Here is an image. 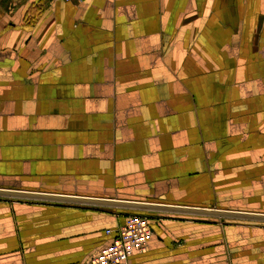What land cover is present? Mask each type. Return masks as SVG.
Returning <instances> with one entry per match:
<instances>
[{
	"label": "crops",
	"instance_id": "obj_1",
	"mask_svg": "<svg viewBox=\"0 0 264 264\" xmlns=\"http://www.w3.org/2000/svg\"><path fill=\"white\" fill-rule=\"evenodd\" d=\"M0 264H264V0H0Z\"/></svg>",
	"mask_w": 264,
	"mask_h": 264
},
{
	"label": "built area",
	"instance_id": "obj_2",
	"mask_svg": "<svg viewBox=\"0 0 264 264\" xmlns=\"http://www.w3.org/2000/svg\"><path fill=\"white\" fill-rule=\"evenodd\" d=\"M105 233L110 235L109 242L90 259L88 264H129V258L134 252L146 250L152 236V228L147 216L128 214L122 224L106 229Z\"/></svg>",
	"mask_w": 264,
	"mask_h": 264
},
{
	"label": "water",
	"instance_id": "obj_3",
	"mask_svg": "<svg viewBox=\"0 0 264 264\" xmlns=\"http://www.w3.org/2000/svg\"><path fill=\"white\" fill-rule=\"evenodd\" d=\"M0 195H12V196H17V197H33V198H40V199H53L49 195L33 194V193H26V192L10 193V192L1 191V190H0Z\"/></svg>",
	"mask_w": 264,
	"mask_h": 264
}]
</instances>
